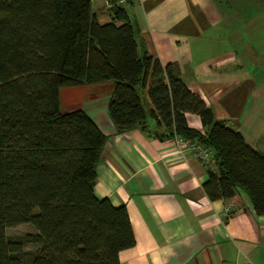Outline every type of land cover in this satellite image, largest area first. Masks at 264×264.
Segmentation results:
<instances>
[{
	"label": "trees",
	"instance_id": "1",
	"mask_svg": "<svg viewBox=\"0 0 264 264\" xmlns=\"http://www.w3.org/2000/svg\"><path fill=\"white\" fill-rule=\"evenodd\" d=\"M110 16L100 24L91 0H0V264H121L136 245L125 206L94 193L107 137L83 109L62 110L63 88L114 82L117 132L145 130L151 117L156 137L208 149L207 197L242 190L264 215V155L148 52L129 9ZM23 224L36 233L8 236Z\"/></svg>",
	"mask_w": 264,
	"mask_h": 264
},
{
	"label": "crops",
	"instance_id": "2",
	"mask_svg": "<svg viewBox=\"0 0 264 264\" xmlns=\"http://www.w3.org/2000/svg\"><path fill=\"white\" fill-rule=\"evenodd\" d=\"M250 1L91 0L102 25L112 22V9H129L148 52L164 66L173 64L216 119L240 131L264 155V89L250 84L241 71L235 75L243 67L225 45V33L237 23L234 9L240 10L242 2L247 8ZM249 85L256 88L252 111L245 104ZM80 87L88 103L76 95L64 110L83 109L107 137L94 193L128 211L136 245L120 253L121 264H264V215H256L244 191L227 201H211L203 189L206 167L190 148L179 147L175 138L156 137L151 117L145 130L117 132L108 112L113 84ZM229 93L238 95V106ZM187 117L192 129L204 132L198 116Z\"/></svg>",
	"mask_w": 264,
	"mask_h": 264
},
{
	"label": "rangeland",
	"instance_id": "3",
	"mask_svg": "<svg viewBox=\"0 0 264 264\" xmlns=\"http://www.w3.org/2000/svg\"><path fill=\"white\" fill-rule=\"evenodd\" d=\"M248 3L247 8L245 7L246 3L243 4L242 2L240 10L234 9L232 21H237V23L232 29L233 32L230 30V32L225 33V45L228 46L229 50L232 52L234 51L237 54L241 63L240 65L243 67V70L238 71V69H236L235 75L237 76L240 71L245 75H249V79L251 80L249 83L251 84L252 81H254L256 85L261 86L260 89L262 91L264 89V0H251ZM219 35L220 34H218V36ZM106 83H112L114 86V82ZM250 86L251 85L246 89L249 96H247L245 104L246 109L252 111L256 107L257 102L255 101L257 100L252 97L251 94L256 88ZM80 88L81 87H70L60 90L61 108L64 112H67L64 110L66 109V106H71L74 101H76V95L78 99L82 100V98H84L85 102L89 101L88 97L82 94V89ZM67 90H72L73 94L67 95ZM230 95L235 97L234 93H229L228 96ZM237 97L238 95L233 101L234 106H238L240 98ZM99 102L102 103V99ZM260 109L262 111L261 118H263L264 104L262 102L260 104ZM240 116L241 114H239V117ZM34 233H36V229L32 224H23L18 227L10 228L7 231L8 236L14 239ZM37 249L38 246L29 245L25 247V252L27 254H32L35 253Z\"/></svg>",
	"mask_w": 264,
	"mask_h": 264
},
{
	"label": "built area",
	"instance_id": "4",
	"mask_svg": "<svg viewBox=\"0 0 264 264\" xmlns=\"http://www.w3.org/2000/svg\"><path fill=\"white\" fill-rule=\"evenodd\" d=\"M176 144L181 148H190L194 155H196L203 163H210L212 160V154L208 149L202 148L197 144H191L180 137H175ZM227 216L232 217L230 208L227 210Z\"/></svg>",
	"mask_w": 264,
	"mask_h": 264
}]
</instances>
